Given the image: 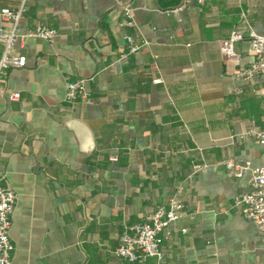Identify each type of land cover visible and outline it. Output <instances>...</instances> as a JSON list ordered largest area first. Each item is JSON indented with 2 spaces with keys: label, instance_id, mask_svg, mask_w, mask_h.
<instances>
[{
  "label": "crops",
  "instance_id": "crops-1",
  "mask_svg": "<svg viewBox=\"0 0 264 264\" xmlns=\"http://www.w3.org/2000/svg\"><path fill=\"white\" fill-rule=\"evenodd\" d=\"M20 2L0 0V12ZM27 2L21 26L59 35L19 41L26 65L0 78L13 264H264V234L234 207L251 169L238 176L224 164H262L251 131L264 127V77L235 70L253 61L249 32L264 35V0L191 1L177 12L182 0ZM125 6L135 28L119 26ZM234 31L244 33L238 66L221 52ZM130 33L146 44L120 59ZM88 77L91 103L66 101L67 82ZM174 193L188 209L163 257L116 256L125 226Z\"/></svg>",
  "mask_w": 264,
  "mask_h": 264
},
{
  "label": "built area",
  "instance_id": "built-area-1",
  "mask_svg": "<svg viewBox=\"0 0 264 264\" xmlns=\"http://www.w3.org/2000/svg\"><path fill=\"white\" fill-rule=\"evenodd\" d=\"M191 1L203 5L208 0H182L181 4L173 11L182 10ZM28 9L27 0H21L17 7H4L0 12V16L5 23L0 25V43L3 45L0 56V78L8 69L26 65V56L16 47L19 41L23 42L29 37H40L47 41H53L59 35L56 28L45 24H38L34 28L22 27L21 19ZM119 26L135 28L133 8L130 6L123 7V18ZM125 38L128 43V50L121 53L120 59H126L131 54L139 52L140 48L146 44L145 41L133 33L126 34ZM243 39V32L234 31L221 44V52L226 60L233 62L236 66L240 64L241 59L236 45ZM248 42L253 61L249 66L236 69L235 73L246 80L256 76L264 77V35L250 31ZM92 80L93 77H88L68 81L66 101L91 103L89 84ZM160 81L159 78L154 80V82ZM10 97L15 100L20 97V94L14 92ZM251 133L255 135L261 148L262 164L254 168H250V161L240 164L225 160L224 164L238 176H242L246 170L251 169L250 189L248 192L236 196L234 207L239 209L243 216L253 222L258 230L264 234V127L259 130H252ZM196 169H199V166ZM16 199L15 191L4 186L0 178V264H13L14 243L10 236V229ZM187 209V203L177 193L171 194L166 202L158 205L154 212L144 220L125 226L120 236V244L115 250L116 256L132 262L143 261L148 256L162 258L164 255L163 244L171 238V225L176 223ZM182 231L187 232V229H182Z\"/></svg>",
  "mask_w": 264,
  "mask_h": 264
}]
</instances>
